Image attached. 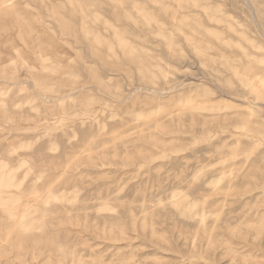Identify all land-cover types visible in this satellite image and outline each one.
<instances>
[{"label":"rangeland","instance_id":"1","mask_svg":"<svg viewBox=\"0 0 264 264\" xmlns=\"http://www.w3.org/2000/svg\"><path fill=\"white\" fill-rule=\"evenodd\" d=\"M0 264H264V0H0Z\"/></svg>","mask_w":264,"mask_h":264}]
</instances>
